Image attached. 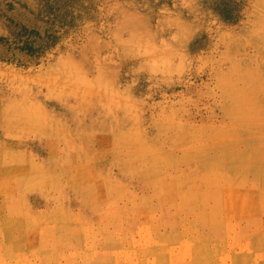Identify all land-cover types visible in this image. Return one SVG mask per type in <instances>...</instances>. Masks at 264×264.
<instances>
[{"label": "rangeland", "instance_id": "1", "mask_svg": "<svg viewBox=\"0 0 264 264\" xmlns=\"http://www.w3.org/2000/svg\"><path fill=\"white\" fill-rule=\"evenodd\" d=\"M0 264H264V0H0Z\"/></svg>", "mask_w": 264, "mask_h": 264}, {"label": "trees", "instance_id": "2", "mask_svg": "<svg viewBox=\"0 0 264 264\" xmlns=\"http://www.w3.org/2000/svg\"><path fill=\"white\" fill-rule=\"evenodd\" d=\"M28 47V46H27Z\"/></svg>", "mask_w": 264, "mask_h": 264}]
</instances>
